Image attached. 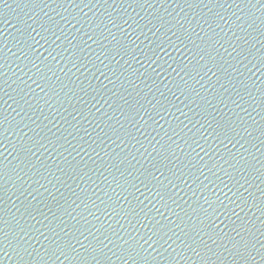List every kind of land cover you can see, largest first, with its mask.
I'll return each instance as SVG.
<instances>
[{
	"label": "water",
	"instance_id": "water-1",
	"mask_svg": "<svg viewBox=\"0 0 264 264\" xmlns=\"http://www.w3.org/2000/svg\"><path fill=\"white\" fill-rule=\"evenodd\" d=\"M0 264H264V0H0Z\"/></svg>",
	"mask_w": 264,
	"mask_h": 264
},
{
	"label": "snow or ice",
	"instance_id": "snow-or-ice-1",
	"mask_svg": "<svg viewBox=\"0 0 264 264\" xmlns=\"http://www.w3.org/2000/svg\"><path fill=\"white\" fill-rule=\"evenodd\" d=\"M253 247H254V245H253ZM244 248H245V250L248 249V242H245V244H244Z\"/></svg>",
	"mask_w": 264,
	"mask_h": 264
}]
</instances>
